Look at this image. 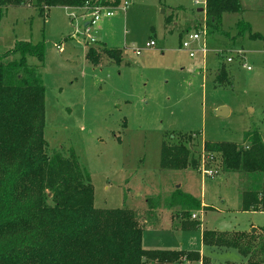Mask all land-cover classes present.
I'll use <instances>...</instances> for the list:
<instances>
[{"label":"rangeland","instance_id":"rangeland-1","mask_svg":"<svg viewBox=\"0 0 264 264\" xmlns=\"http://www.w3.org/2000/svg\"><path fill=\"white\" fill-rule=\"evenodd\" d=\"M127 1L93 25L70 7L40 13L29 0L8 7L0 11V53L19 41L44 44V62L27 61L45 85L48 152L77 155L91 175L96 208L134 210L145 249L203 250L212 264H248L237 249L203 242L202 229L257 228L264 239V212L242 209L244 177L222 171L204 142L244 144L255 130L264 141V45L251 37H264V0H240L242 11L224 14L216 32L206 26V9L198 11L206 0ZM85 25L97 42L88 41ZM195 32L202 34L191 57L182 45ZM89 47L101 54L98 65L87 58ZM111 49L121 63L106 54ZM221 107L227 115L216 114ZM164 142L183 143L198 168H163ZM182 194L208 207L183 217L176 204ZM191 223L199 227H182Z\"/></svg>","mask_w":264,"mask_h":264},{"label":"trees","instance_id":"trees-1","mask_svg":"<svg viewBox=\"0 0 264 264\" xmlns=\"http://www.w3.org/2000/svg\"><path fill=\"white\" fill-rule=\"evenodd\" d=\"M31 1L29 5L40 13L56 6L84 7L88 3L114 7L123 3ZM27 2L0 0V11ZM205 7L206 26L212 32L221 29L224 14L242 11L240 0H206ZM251 37L264 45L262 35L252 33ZM44 51L43 43L19 41L13 49L0 53V264H212L199 251L145 249L143 226L134 210L96 208L91 175L77 155L49 154L45 85L38 69L27 61L34 56L43 63ZM105 52L121 63L118 50ZM16 53L19 59H13ZM87 58L98 65L101 54L89 47ZM245 137L244 144L205 140L204 151L219 160L222 171L244 177L242 209L264 212V141L257 130L246 132ZM161 156V166L166 169L198 168L183 143L164 142ZM148 203L153 206L151 198ZM176 204L183 217L203 208L187 194L180 195ZM184 225L185 229L199 227L197 223ZM202 238L210 247L237 249L248 258V264L264 261V239L258 233L204 229Z\"/></svg>","mask_w":264,"mask_h":264},{"label":"built area","instance_id":"built-area-1","mask_svg":"<svg viewBox=\"0 0 264 264\" xmlns=\"http://www.w3.org/2000/svg\"><path fill=\"white\" fill-rule=\"evenodd\" d=\"M31 1V0H29ZM123 10H125L128 5L129 2L127 0L123 1ZM206 6V3H205ZM71 9L77 10L78 12H80V14L83 16V18H88L90 20L89 23H91V25L96 24L97 22H99L100 20L104 19V18H110L113 17L114 13H113V9L116 7H107V6H98V5H90V4H85L84 7H70ZM74 18H77L76 16ZM77 27H76V32L79 31V22H77ZM84 33L87 35L88 37V41L94 43L97 42V40L95 39L94 36H92L91 33V27L90 25H85V28L83 29ZM201 34L200 32H195V33H189L188 35V40L183 42V47L186 48L189 52L191 57H194L197 50L191 47L192 42L194 41H198L201 38ZM155 45L154 41H150L147 43V47H152ZM203 52L206 51L205 47H203ZM137 54H140V50H136ZM228 61H232V58H228ZM248 69H250V67H248ZM209 172V171H208Z\"/></svg>","mask_w":264,"mask_h":264},{"label":"water","instance_id":"water-1","mask_svg":"<svg viewBox=\"0 0 264 264\" xmlns=\"http://www.w3.org/2000/svg\"><path fill=\"white\" fill-rule=\"evenodd\" d=\"M204 10H205V8H200L198 11L199 12H204ZM228 112H229V110L226 107H221V108H218L216 110V114L217 115H220V116H225V115L228 114ZM256 230H257V228H253V231L252 232L255 233Z\"/></svg>","mask_w":264,"mask_h":264},{"label":"crops","instance_id":"crops-1","mask_svg":"<svg viewBox=\"0 0 264 264\" xmlns=\"http://www.w3.org/2000/svg\"><path fill=\"white\" fill-rule=\"evenodd\" d=\"M179 186H180V185H179ZM202 205H203V207H205V206L208 207L207 204H204V203H203ZM204 209H205V208H204ZM203 230H204V229H202V233H203ZM179 250H187V249H180V248H179ZM187 251H196V250H187ZM199 252H200V251H199ZM200 253H201L202 255L206 256V255L204 254L203 250H201ZM183 264H195V263H186V262H183Z\"/></svg>","mask_w":264,"mask_h":264}]
</instances>
